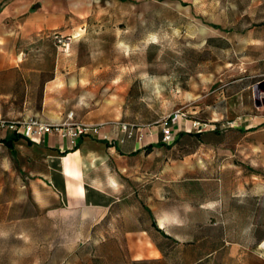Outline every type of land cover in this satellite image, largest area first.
Instances as JSON below:
<instances>
[{
	"label": "rangeland",
	"instance_id": "1",
	"mask_svg": "<svg viewBox=\"0 0 264 264\" xmlns=\"http://www.w3.org/2000/svg\"><path fill=\"white\" fill-rule=\"evenodd\" d=\"M69 113L142 144L87 174L120 200L54 212L0 143V264H264V0H0V119Z\"/></svg>",
	"mask_w": 264,
	"mask_h": 264
},
{
	"label": "crops",
	"instance_id": "2",
	"mask_svg": "<svg viewBox=\"0 0 264 264\" xmlns=\"http://www.w3.org/2000/svg\"><path fill=\"white\" fill-rule=\"evenodd\" d=\"M100 133L105 135V128ZM11 136L12 133L4 138ZM97 138L99 136L87 135L72 143L68 139L47 135L42 142L37 143L19 137L12 141L10 149L17 148L23 154L19 158L22 169L30 172L45 190L54 195L55 204L51 206L54 212H80L87 209L101 212L98 219L109 212L120 197L108 180L87 179V174L96 168L92 163H95L101 152L105 153L106 148H116L119 156L129 157L139 153L142 144L135 138L132 146L125 143V149H122L118 143Z\"/></svg>",
	"mask_w": 264,
	"mask_h": 264
},
{
	"label": "built area",
	"instance_id": "3",
	"mask_svg": "<svg viewBox=\"0 0 264 264\" xmlns=\"http://www.w3.org/2000/svg\"><path fill=\"white\" fill-rule=\"evenodd\" d=\"M178 117V114H173L163 122L162 136L164 141L170 142L173 140L174 136L170 125ZM0 128L19 134L21 137L37 143L42 142L43 138L47 135L68 139L72 143H76L84 136H99L100 134L99 128L92 124L73 121L72 113H69L63 122H47L35 118H27L22 121H5L0 119Z\"/></svg>",
	"mask_w": 264,
	"mask_h": 264
},
{
	"label": "trees",
	"instance_id": "4",
	"mask_svg": "<svg viewBox=\"0 0 264 264\" xmlns=\"http://www.w3.org/2000/svg\"><path fill=\"white\" fill-rule=\"evenodd\" d=\"M200 132H196V135H199ZM21 137L19 134L12 133V136L9 138H2L0 139V142H2L6 147L11 148L12 147V141ZM153 144H148L146 147L150 148Z\"/></svg>",
	"mask_w": 264,
	"mask_h": 264
},
{
	"label": "bare ground",
	"instance_id": "5",
	"mask_svg": "<svg viewBox=\"0 0 264 264\" xmlns=\"http://www.w3.org/2000/svg\"><path fill=\"white\" fill-rule=\"evenodd\" d=\"M256 249L264 256V239L257 244Z\"/></svg>",
	"mask_w": 264,
	"mask_h": 264
}]
</instances>
